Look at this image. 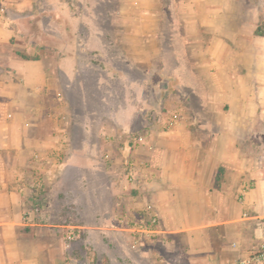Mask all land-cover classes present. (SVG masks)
<instances>
[{"label":"crops","instance_id":"1","mask_svg":"<svg viewBox=\"0 0 264 264\" xmlns=\"http://www.w3.org/2000/svg\"><path fill=\"white\" fill-rule=\"evenodd\" d=\"M40 1L68 9L54 8L58 19L74 18L68 3L89 1L93 9L108 2L0 0V264L69 261L78 196L86 206L104 204L100 227L124 235L130 251L123 260L231 264L247 255L264 234L260 7L252 0H115L107 27L82 31L89 35L83 52L104 57L96 111L82 76L97 65L78 58L81 45L54 49L58 58L48 62L43 49L26 58L12 44L24 34L17 21L34 18ZM163 110L179 112L180 123L150 132L149 116ZM140 135L145 142L137 145ZM128 162L147 165L135 183L126 177ZM39 175L42 214L29 223L30 184ZM153 214L160 235L133 249L119 217L140 222Z\"/></svg>","mask_w":264,"mask_h":264},{"label":"rangeland","instance_id":"2","mask_svg":"<svg viewBox=\"0 0 264 264\" xmlns=\"http://www.w3.org/2000/svg\"><path fill=\"white\" fill-rule=\"evenodd\" d=\"M106 1L108 2H104V4L97 3L93 9H90L89 1L87 3H77L75 1L68 3L67 7L74 15L73 19L55 18L54 14H51L54 8H56L55 11L58 12L60 10L61 13H67L68 9L58 8V5L40 1L39 4L34 5L33 10L37 11L34 18L17 21L18 27L21 28L24 34L20 38L14 37L12 40L13 45H19L15 47H23L21 48L22 52L17 51L20 56L34 59L40 55L43 49L45 51L43 58L48 62L58 58L54 49H61V47L75 44L81 45L80 51L77 53L78 58L81 61L92 60L97 65L93 70H87L86 74L82 76L85 87L90 95H93L92 108L96 111H101V109H98L96 104L98 92L95 88V82L104 74L100 69V67L104 66V57L102 53H89L91 54L89 55L88 52H83L84 45L89 38V35L87 36L83 32L94 28L107 27L106 14L114 9L115 0ZM252 1L260 7L262 13L261 24L264 27V0ZM92 10L99 12L101 18H95L96 14H90L94 13ZM60 15L62 17L63 14ZM41 27H43V30ZM57 28L63 29L67 34L64 36L56 35L57 33L54 31ZM74 30L76 31L75 34H72ZM64 54L73 55V52L67 53L66 51ZM71 92L76 98L77 105H80L78 89L74 87ZM256 142L260 143V140H256ZM260 153H262L264 161V140L263 149L258 148L257 150V154ZM94 182L98 183L99 180ZM78 198L80 201L75 212L77 228L73 232L76 238L72 241L70 253L67 255L69 261L67 262L69 264H136L137 261L134 262L132 255L128 254V259H122L130 251L124 235H120V232L115 229L111 230V234H107L104 232V227H100L104 221V211H102L104 204L96 202L95 205L86 206L83 204V199L80 196ZM124 244H126L127 248L124 247ZM67 262H64V264H67ZM142 262L143 264H159L148 261Z\"/></svg>","mask_w":264,"mask_h":264},{"label":"built area","instance_id":"3","mask_svg":"<svg viewBox=\"0 0 264 264\" xmlns=\"http://www.w3.org/2000/svg\"><path fill=\"white\" fill-rule=\"evenodd\" d=\"M182 116L179 112L165 113L164 110L160 112H153L149 116L148 130L150 132L154 129L160 131H170L174 129L181 121ZM135 143L143 144L145 142L144 136H137ZM126 177L127 179L135 183L139 171L147 167L146 163H135L128 162L126 166ZM249 187H251L249 185ZM30 188L33 192L31 207L26 211L24 220L29 223H34L42 214V204L45 199V181L41 175H39L30 184ZM120 224L123 226L125 231L131 236V247L138 249L143 246L146 241H153L160 235V220L157 215H149L148 218L141 220L140 222L135 221L132 217L120 216ZM76 238L74 233H71L67 237V241L70 243ZM68 243V247L70 244ZM231 264H264V234L260 239L259 244L252 249L247 255L241 257Z\"/></svg>","mask_w":264,"mask_h":264},{"label":"trees","instance_id":"4","mask_svg":"<svg viewBox=\"0 0 264 264\" xmlns=\"http://www.w3.org/2000/svg\"><path fill=\"white\" fill-rule=\"evenodd\" d=\"M258 34H260V35H264V27H260L259 29H258Z\"/></svg>","mask_w":264,"mask_h":264}]
</instances>
